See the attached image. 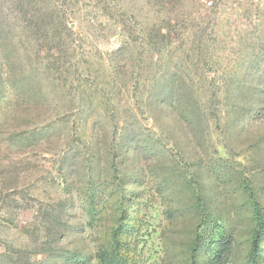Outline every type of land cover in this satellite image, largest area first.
<instances>
[{
	"label": "rangeland",
	"instance_id": "1",
	"mask_svg": "<svg viewBox=\"0 0 264 264\" xmlns=\"http://www.w3.org/2000/svg\"><path fill=\"white\" fill-rule=\"evenodd\" d=\"M264 264V0H0V264Z\"/></svg>",
	"mask_w": 264,
	"mask_h": 264
},
{
	"label": "trees",
	"instance_id": "2",
	"mask_svg": "<svg viewBox=\"0 0 264 264\" xmlns=\"http://www.w3.org/2000/svg\"><path fill=\"white\" fill-rule=\"evenodd\" d=\"M119 264V263H118Z\"/></svg>",
	"mask_w": 264,
	"mask_h": 264
}]
</instances>
